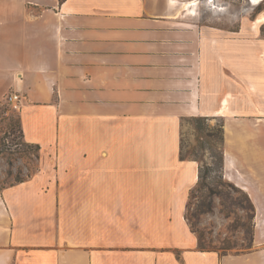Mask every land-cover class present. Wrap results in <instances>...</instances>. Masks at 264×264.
I'll list each match as a JSON object with an SVG mask.
<instances>
[{
    "label": "crops",
    "instance_id": "1",
    "mask_svg": "<svg viewBox=\"0 0 264 264\" xmlns=\"http://www.w3.org/2000/svg\"><path fill=\"white\" fill-rule=\"evenodd\" d=\"M195 6L0 0V104L20 95L41 150L0 187V264H264V15L226 27ZM192 117L223 121L225 178L256 209L248 251L200 248L187 219Z\"/></svg>",
    "mask_w": 264,
    "mask_h": 264
},
{
    "label": "rangeland",
    "instance_id": "2",
    "mask_svg": "<svg viewBox=\"0 0 264 264\" xmlns=\"http://www.w3.org/2000/svg\"><path fill=\"white\" fill-rule=\"evenodd\" d=\"M193 1L196 10L190 12L197 14L200 21L210 24L237 27L243 16L256 19L259 15H264V0L260 3L255 0ZM19 119L18 111L12 108L7 99L1 102L0 184L3 186L27 179L40 169L41 150L25 143ZM221 122V119L208 121L211 125L209 129L217 130V125ZM197 126L195 121H184L182 144L184 153L198 158L200 167L204 165L203 170L206 171L205 166L213 165L218 160L219 151L209 149L208 142L205 149L201 148ZM224 143L225 136L223 147ZM218 144H221V140ZM234 144L239 148L237 141ZM224 168L223 173L211 172L205 179V184L199 188L196 185L191 191L186 216L198 239L202 241L200 248L217 250L221 254L245 252L253 247L255 204L250 198L254 206L252 208L244 190L225 178ZM259 190L263 196L264 182L259 185Z\"/></svg>",
    "mask_w": 264,
    "mask_h": 264
},
{
    "label": "trees",
    "instance_id": "3",
    "mask_svg": "<svg viewBox=\"0 0 264 264\" xmlns=\"http://www.w3.org/2000/svg\"><path fill=\"white\" fill-rule=\"evenodd\" d=\"M188 120L195 121L197 123V125H198L197 126V129L199 131L198 140L201 142L200 143L201 144V148L205 149L206 148V144L208 142L209 149H214L216 151H219L218 160L214 161L213 165H210L208 167L205 166L206 171L203 170L204 169V165L200 167L199 180H198V184H197V187H196V188H199L203 184H205V179L209 176V174L211 172L218 171V172L223 173L224 161H225L224 160V158H225L224 157L225 150H224V147L222 145V143L224 141V136H225L224 124H223V121H222L219 125H217L218 126L217 130L215 128L210 130L209 127L211 125L208 123L209 120H208L207 117H192V118H188ZM19 125H20V128L22 130L20 119H19ZM22 133H23V131H22ZM207 137H208V139H207ZM220 140H221V144L219 145L218 141H220ZM29 145L32 146V147L34 146L36 149H40L39 145H31V144H29ZM181 155H182L183 158H192V159H195V160L199 161V159L196 158V157H190L189 153H187V154L184 153L183 144H182ZM20 181H22V180H19V182ZM13 184H15V183H13ZM0 187L3 188L5 186L0 184ZM244 193H245L246 197L248 198L251 207L254 208L253 203H251L249 195L245 191H244ZM199 244L202 247V241H201L200 238H199Z\"/></svg>",
    "mask_w": 264,
    "mask_h": 264
},
{
    "label": "built area",
    "instance_id": "4",
    "mask_svg": "<svg viewBox=\"0 0 264 264\" xmlns=\"http://www.w3.org/2000/svg\"><path fill=\"white\" fill-rule=\"evenodd\" d=\"M7 101L11 104L12 108L19 111L21 107V97L18 93H9Z\"/></svg>",
    "mask_w": 264,
    "mask_h": 264
},
{
    "label": "bare ground",
    "instance_id": "5",
    "mask_svg": "<svg viewBox=\"0 0 264 264\" xmlns=\"http://www.w3.org/2000/svg\"><path fill=\"white\" fill-rule=\"evenodd\" d=\"M262 18V17H261ZM264 18V17H263Z\"/></svg>",
    "mask_w": 264,
    "mask_h": 264
}]
</instances>
